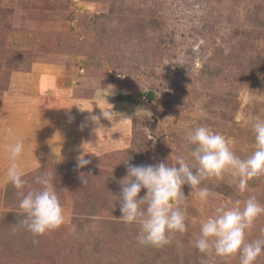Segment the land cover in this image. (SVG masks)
Returning <instances> with one entry per match:
<instances>
[{"label": "rangeland", "instance_id": "1", "mask_svg": "<svg viewBox=\"0 0 264 264\" xmlns=\"http://www.w3.org/2000/svg\"><path fill=\"white\" fill-rule=\"evenodd\" d=\"M100 86L112 92L107 100L95 99ZM118 93L134 102L118 103ZM97 105L117 117L86 119L101 114ZM137 107L151 119H137ZM257 118L264 119V0H0V264H240L238 254L200 253L195 241L217 207L239 201L243 209L251 196L264 206V175L244 192L230 172L205 179L198 187L210 190L206 200L184 185L187 231L161 248L137 242L138 226L119 219L118 197L127 159L193 163L195 127L223 135L246 159ZM18 139L23 191L51 173L64 212V223L39 237L15 227L23 212L6 179V145ZM84 151L90 163L77 168ZM245 239H264V213Z\"/></svg>", "mask_w": 264, "mask_h": 264}, {"label": "clouds", "instance_id": "2", "mask_svg": "<svg viewBox=\"0 0 264 264\" xmlns=\"http://www.w3.org/2000/svg\"><path fill=\"white\" fill-rule=\"evenodd\" d=\"M110 94L112 92L100 86L95 89L94 97L97 101L107 100ZM112 108H100V115H90L86 119L97 125L101 116L112 121L118 115ZM134 116L137 119H151L152 112L145 107H137ZM127 119L132 120L131 117ZM252 131L255 151L246 159H241L231 150L223 135L199 126L192 129L188 136L189 143L194 145L190 150L193 163L186 162L183 157H177L172 166L167 162L132 165L128 159L125 160L127 175L120 181L119 219L126 225L138 226L137 242L143 246L161 248L171 243L176 232L187 231L186 216L180 207L185 199L184 185L190 186L191 190L198 189L199 198L206 200L210 190L198 187L205 179H219L225 172H230L234 178H238V188L244 192L248 180L264 175V119L257 118L252 124ZM8 134H12L11 129H8ZM6 149L10 160L6 179L21 197L19 208L23 212V219L15 227L26 228L33 237L58 229L64 223V212L51 173L37 176L36 183L41 187L25 193L23 189L27 181L22 178L18 163L24 151V143L18 139L6 145ZM86 154L84 151L77 157V168L90 163V160L85 159ZM61 160L56 159V163ZM82 181L87 183L86 180ZM142 189H146L144 196L139 195ZM239 204L237 201V206L229 209L217 207L215 215L202 223L200 235L195 241V247L200 253L207 255L214 249L215 255L221 258H231L238 254L240 264H255L257 258L264 254V239L252 242H246L245 239L256 218L264 213V206L254 196L244 202L243 209ZM38 243L37 239H33L34 245ZM201 264H207V261L202 258Z\"/></svg>", "mask_w": 264, "mask_h": 264}, {"label": "trees", "instance_id": "3", "mask_svg": "<svg viewBox=\"0 0 264 264\" xmlns=\"http://www.w3.org/2000/svg\"><path fill=\"white\" fill-rule=\"evenodd\" d=\"M145 97L152 101L155 98V92L149 91L147 94H145ZM116 100L119 102H134V96L131 93H118L116 95Z\"/></svg>", "mask_w": 264, "mask_h": 264}, {"label": "crops", "instance_id": "4", "mask_svg": "<svg viewBox=\"0 0 264 264\" xmlns=\"http://www.w3.org/2000/svg\"><path fill=\"white\" fill-rule=\"evenodd\" d=\"M56 85H57V82H56ZM43 86H46L45 88L46 89H51V86H49V83H48V85H46L45 83L43 84ZM135 98V97H134ZM118 103H127V102H118Z\"/></svg>", "mask_w": 264, "mask_h": 264}]
</instances>
